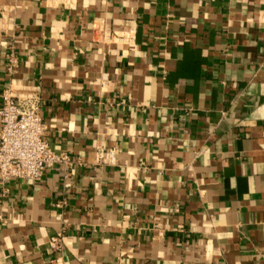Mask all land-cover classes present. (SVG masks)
<instances>
[{"label": "crops", "instance_id": "obj_1", "mask_svg": "<svg viewBox=\"0 0 264 264\" xmlns=\"http://www.w3.org/2000/svg\"><path fill=\"white\" fill-rule=\"evenodd\" d=\"M6 86L72 162L0 178V264H264V0H0Z\"/></svg>", "mask_w": 264, "mask_h": 264}, {"label": "built area", "instance_id": "obj_2", "mask_svg": "<svg viewBox=\"0 0 264 264\" xmlns=\"http://www.w3.org/2000/svg\"><path fill=\"white\" fill-rule=\"evenodd\" d=\"M0 105V178L15 176L35 179L56 163H71L65 151L55 152L45 138L46 124L40 99L36 95L18 96L6 86ZM115 149L108 151V160H115ZM59 235L52 236L53 245L60 244Z\"/></svg>", "mask_w": 264, "mask_h": 264}]
</instances>
